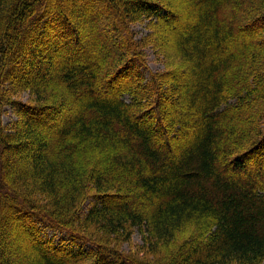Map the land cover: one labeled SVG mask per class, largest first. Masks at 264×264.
<instances>
[{
  "label": "trees",
  "instance_id": "16d2710c",
  "mask_svg": "<svg viewBox=\"0 0 264 264\" xmlns=\"http://www.w3.org/2000/svg\"><path fill=\"white\" fill-rule=\"evenodd\" d=\"M188 4L0 0V264H264V0Z\"/></svg>",
  "mask_w": 264,
  "mask_h": 264
},
{
  "label": "rangeland",
  "instance_id": "374dc122",
  "mask_svg": "<svg viewBox=\"0 0 264 264\" xmlns=\"http://www.w3.org/2000/svg\"><path fill=\"white\" fill-rule=\"evenodd\" d=\"M188 1L189 0H178L182 21H185V19H188V18L191 21L195 20V18L193 16H191V8L188 6L189 5ZM83 17L87 18L85 16V14H83ZM149 22H150V19L144 18L140 21H137V22H134L131 24V29L134 32V36L137 39H140V38L147 36L151 33V28L149 27V25H150ZM88 24L89 23L84 22L83 31H85V32L90 31L92 26H89ZM142 50H143L144 55L146 57L147 64L149 67V71L155 72V71H163L165 69L166 63H165L164 54H162V51H161V49H159V47H156V46L154 47L152 44L147 43ZM20 96L22 97L23 101H27L30 97L28 92H23ZM4 109H5L4 115H3L4 123L9 124L12 121L16 120L17 116L14 113L12 108H10L9 106H6ZM171 109H172L173 113L177 114V113H179L180 108L175 106V107H171ZM91 202H92L91 198L86 201V203L84 204V206L81 209V214L86 213L87 209L91 205ZM55 234L56 233L52 230L47 231V235H49V236H54ZM65 236H66L65 233H58L57 235H55L56 240H61V239L65 238ZM13 243L14 244H12L6 248V251L8 253L11 252L12 250H14L15 248L22 249L28 253V249L26 248L24 243H22V242L19 243L18 241H13ZM141 243H142L141 235H140L139 231L136 230L133 234L132 239L130 241L122 243V246L120 248H122V250H124L125 252H129L131 250H137L138 247L141 245ZM68 244H70V243H68Z\"/></svg>",
  "mask_w": 264,
  "mask_h": 264
}]
</instances>
